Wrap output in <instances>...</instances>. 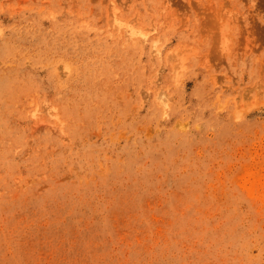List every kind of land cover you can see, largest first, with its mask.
<instances>
[{"label": "rangeland", "instance_id": "obj_1", "mask_svg": "<svg viewBox=\"0 0 264 264\" xmlns=\"http://www.w3.org/2000/svg\"><path fill=\"white\" fill-rule=\"evenodd\" d=\"M0 264H264V0H0Z\"/></svg>", "mask_w": 264, "mask_h": 264}, {"label": "bare ground", "instance_id": "obj_2", "mask_svg": "<svg viewBox=\"0 0 264 264\" xmlns=\"http://www.w3.org/2000/svg\"><path fill=\"white\" fill-rule=\"evenodd\" d=\"M114 24L117 26L118 30L124 32L130 38H132L133 35L135 34L133 28H131L127 23H123L121 20L117 18L115 19ZM139 34L146 38V34L143 33H139ZM156 52L159 53V50L157 49ZM159 100L161 101V104H163V106H165L168 101V99L163 94H160Z\"/></svg>", "mask_w": 264, "mask_h": 264}]
</instances>
